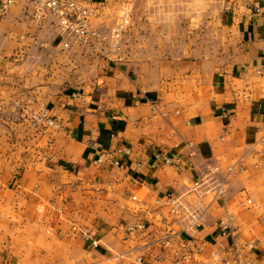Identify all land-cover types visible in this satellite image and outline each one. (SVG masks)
<instances>
[{
    "label": "crops",
    "instance_id": "obj_1",
    "mask_svg": "<svg viewBox=\"0 0 264 264\" xmlns=\"http://www.w3.org/2000/svg\"><path fill=\"white\" fill-rule=\"evenodd\" d=\"M91 3L89 46L28 0L0 21V264H264V0ZM208 168L223 198L192 190Z\"/></svg>",
    "mask_w": 264,
    "mask_h": 264
},
{
    "label": "built area",
    "instance_id": "obj_2",
    "mask_svg": "<svg viewBox=\"0 0 264 264\" xmlns=\"http://www.w3.org/2000/svg\"><path fill=\"white\" fill-rule=\"evenodd\" d=\"M33 16L36 19H41L44 16L51 14L57 20V28L62 35L67 38L65 47L69 48L71 44H79L89 46L96 40H105L101 34L90 26V20L95 14L96 9L92 8V0H28ZM15 4V0H0V21L8 14L10 8ZM258 11L260 8L257 7ZM131 23V9L129 7L123 8V14L119 22L111 29L109 39L111 49L115 53L120 50L121 41L127 28ZM50 125L54 123L48 120ZM159 157V156H157ZM163 162L166 165L180 164L179 158L164 157ZM208 172L194 182L192 190L200 195V197L211 196L213 198H223L226 195V182L216 178L218 169L208 168ZM230 172L233 170L230 169ZM166 203L170 207L171 213L179 214L180 203L178 198L168 197ZM247 204L251 206L252 200H247ZM191 224L197 225L201 216L194 211L189 212ZM219 228L222 234L230 233L231 219L229 216L223 218L219 223ZM93 246L98 247V242L94 241ZM190 258L182 256L177 264H185ZM142 257L138 256L136 262L142 264ZM157 264V263H153ZM223 264H251L248 260L243 258L240 254H236L232 259H226Z\"/></svg>",
    "mask_w": 264,
    "mask_h": 264
},
{
    "label": "rangeland",
    "instance_id": "obj_3",
    "mask_svg": "<svg viewBox=\"0 0 264 264\" xmlns=\"http://www.w3.org/2000/svg\"><path fill=\"white\" fill-rule=\"evenodd\" d=\"M133 1H131V3H132ZM131 3H128V4H131ZM135 3V2H134ZM133 3V6H132V4H131V23H132V20H133V18L135 17V18H137V17H139V16H141L142 14L141 13H139L138 14V11H140V9L138 10V8H137V3H136V7L134 6L135 4ZM123 10H121V16H122V14H123V12H122ZM139 15V16H138ZM134 18V19H135ZM131 23H130V25H129V27L127 28V33H128V29L129 28H131ZM122 43H123V39H122V41H121V45H120V48H121V46H122ZM110 44H112L111 42H110ZM24 236V235H26V234H20V236ZM35 237H36V241H50V240H54V239H57L56 237H55V234H54V232H42V233H40V234H37V235H35Z\"/></svg>",
    "mask_w": 264,
    "mask_h": 264
}]
</instances>
